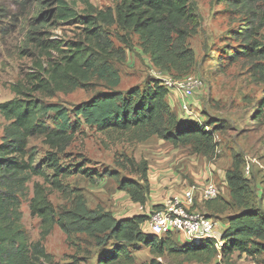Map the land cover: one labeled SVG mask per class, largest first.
Listing matches in <instances>:
<instances>
[{"label":"trees","instance_id":"trees-1","mask_svg":"<svg viewBox=\"0 0 264 264\" xmlns=\"http://www.w3.org/2000/svg\"><path fill=\"white\" fill-rule=\"evenodd\" d=\"M217 1L238 15L235 54L244 59L255 81H264V12L260 11L264 0ZM83 2L79 13L66 0H14L29 9L21 16L19 29L20 54L29 56L31 64L10 86L14 97L0 102V116L6 122L0 139V264H78L74 256L68 263L55 261L45 250L42 242L55 225L68 240L72 235H84L97 247L112 243V249L103 251L97 264L131 262L127 246L136 243L149 249L148 264H229L234 253L255 256L264 252L263 195H257L238 155L232 157L224 173L228 197L219 194L195 203V208L200 204L210 217L226 213L219 250L212 239L181 242L176 233H145L141 228L147 219L144 213L116 218L101 205L88 207L84 194L63 182L70 172L60 163L59 154L74 138L77 122H71V116L109 139L142 142L156 137L174 148L189 145L191 154L205 158L214 157L217 147L212 121L197 123L175 114L159 79L125 91L117 88L120 75L115 63H124L127 52L137 49L154 69L176 78L191 74L195 56L188 39L201 24L193 0H117L105 8ZM63 23L75 24L77 33L71 38L53 35ZM113 38L120 45L116 46ZM79 88H95V94L69 109L45 100ZM256 110L260 118L264 90ZM30 138H40L47 146L45 168L51 173L34 164L35 147L29 146ZM127 164L138 179L107 173L133 203L145 205L150 198L148 164L126 157ZM33 177L42 179L32 181L28 199L30 215L40 222L35 241L21 222V203ZM53 190L67 202L59 210L48 198ZM158 207L160 204L151 205V209ZM162 259L167 262L159 261Z\"/></svg>","mask_w":264,"mask_h":264},{"label":"rangeland","instance_id":"rangeland-1","mask_svg":"<svg viewBox=\"0 0 264 264\" xmlns=\"http://www.w3.org/2000/svg\"><path fill=\"white\" fill-rule=\"evenodd\" d=\"M66 1L79 13L84 8L83 0ZM88 1L98 8H105L113 6L117 0ZM193 3L201 16V24L197 33L188 39L195 56L191 74L203 82L202 89L195 96L199 101L196 111L200 121L211 120L213 127H216L214 137L217 147L214 157L193 155L189 145L174 148L156 137L142 142L109 139L71 116V122H77L74 138L65 152L59 154V161L70 172L63 182L70 187H77L84 194L88 207L101 205L120 218L138 212L137 205L126 193L117 189L116 180L107 173L114 171L119 178L138 179L134 168L126 165V157L148 164L152 195L146 203L145 212L151 208V202L161 203L189 185L200 186L206 181H213L220 189V196L227 198L224 173L234 155L242 160L243 171L248 168V174H244L253 181L257 195H263L261 203L264 207V110L260 118L256 110L263 95L264 81H255L244 59L235 54L238 41L234 34L240 22L236 12L217 0H193ZM28 10L27 6H19L14 0H0V13L7 15L4 18L0 16V102L14 97L10 86L22 77L31 64L29 56L20 54L22 35L19 27L21 16ZM260 11L264 12V2ZM77 31L75 24L63 23L53 31V35L71 38ZM113 41L116 46L120 45L114 38ZM115 67L120 75L117 88L122 91L155 78V69L147 56L138 49L133 53L127 52L126 61L115 63ZM94 94L95 88H79L70 93H57L45 100L60 103L69 109ZM167 99L176 100L171 93H168ZM173 104L174 113L180 116L178 102ZM47 122L51 123L49 120ZM5 123L0 116V139ZM28 144L35 147L34 164L51 173L45 168L47 146L40 138H30ZM32 181L41 182L42 179L33 177L27 185V198L21 203V222L29 238L35 241L39 238L40 222L37 217L30 215L28 209ZM48 198L56 210L67 203L62 194L55 190L49 192ZM197 208L205 213L200 204ZM225 215L217 216L222 224L226 222ZM175 238L179 239L178 235ZM42 244L55 261L62 263L70 262L74 256L78 264H97L103 251L112 249V243L97 247L92 239L84 235H72L68 240L56 225ZM127 247L133 260L115 264H148L151 255L147 247L139 243ZM218 260L217 257L215 261ZM159 261L167 262L163 259ZM229 264H264V252L255 256L234 253Z\"/></svg>","mask_w":264,"mask_h":264},{"label":"built area","instance_id":"built-area-1","mask_svg":"<svg viewBox=\"0 0 264 264\" xmlns=\"http://www.w3.org/2000/svg\"><path fill=\"white\" fill-rule=\"evenodd\" d=\"M155 78L167 89L168 93L176 100H168L171 107L178 102L181 115L184 120H191L201 123L198 112L199 101L195 96L203 87L202 80L188 74L180 78L155 69ZM167 93V95H168ZM248 174V168H245ZM225 182V179H224ZM226 185V183H225ZM220 194V189L213 181H206L200 186L189 185L179 194L172 195L163 202L158 203L160 207L149 209L145 212L143 205L139 206L141 213L147 215L146 221L142 224L143 232L157 236L166 233H176L181 242H199L203 239H212L216 249L222 245V223L214 217L205 215L195 208V203L211 200ZM218 258L220 255L217 256Z\"/></svg>","mask_w":264,"mask_h":264},{"label":"crops","instance_id":"crops-1","mask_svg":"<svg viewBox=\"0 0 264 264\" xmlns=\"http://www.w3.org/2000/svg\"><path fill=\"white\" fill-rule=\"evenodd\" d=\"M179 116V115H178ZM180 117V116H179ZM163 141V140H162ZM149 168V167H148ZM149 171V170H148ZM149 176V175H148ZM150 186H151V184H150ZM151 195H152V189H151V187H150V197H151ZM156 202H151L150 204L152 205V204H155ZM134 204H136V203H134ZM137 205V211L138 212H136V213H134V214H139V213H141L140 212V210H139V204H136ZM143 207H147V204H145V205H143ZM114 215V214H113ZM114 217H116L115 215H114ZM116 218H120V217H116ZM121 218H123V217H121ZM222 226H223V228L225 227V223H223L222 224ZM180 240V239H179Z\"/></svg>","mask_w":264,"mask_h":264}]
</instances>
